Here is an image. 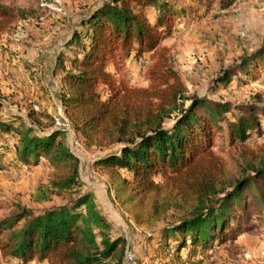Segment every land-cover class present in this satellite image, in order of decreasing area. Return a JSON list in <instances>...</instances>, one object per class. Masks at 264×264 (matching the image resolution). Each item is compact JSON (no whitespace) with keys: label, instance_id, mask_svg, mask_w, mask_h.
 <instances>
[{"label":"trees","instance_id":"obj_1","mask_svg":"<svg viewBox=\"0 0 264 264\" xmlns=\"http://www.w3.org/2000/svg\"><path fill=\"white\" fill-rule=\"evenodd\" d=\"M184 12L169 0L102 1L77 16L51 70L58 102L83 146L97 151L92 164L106 176L113 201L149 229L147 239L165 263L172 256L183 263L199 247L233 238L249 206L264 213V143L248 153L236 177L212 149L215 133L227 145L260 133L254 108L240 112L229 102L187 94L165 50L148 70L146 86H129L109 68L121 55L139 58L157 49ZM25 17L22 9L0 4V35ZM15 117L3 111L0 96V170L43 159L49 194L63 203L0 218V257L20 264H123L126 241L112 236L95 197L81 189L80 160L65 131L44 132Z\"/></svg>","mask_w":264,"mask_h":264},{"label":"rangeland","instance_id":"obj_2","mask_svg":"<svg viewBox=\"0 0 264 264\" xmlns=\"http://www.w3.org/2000/svg\"><path fill=\"white\" fill-rule=\"evenodd\" d=\"M102 1L105 0H53L51 7L57 10L48 13L38 7V0H0V4L22 9L26 14L14 23L9 33L0 35V96L6 114L15 115L44 132L53 127V116L66 117L59 102L57 104L49 96H40L42 88L52 91L56 83L50 61L29 77H22L17 70L14 78L10 68L31 57L49 56L52 60L63 47L77 16L87 14ZM169 1L185 12L172 21L171 32L166 33L157 49L145 51L139 58L121 55L116 65L111 63L109 68L115 72L117 80L129 86H146L148 70L158 52L165 50L167 64L177 72L187 94L229 102L240 112L248 113L254 108V114L262 123L260 133L250 135L243 144L233 145L217 138L218 133L214 135L212 149L221 156L230 176L236 177L248 153L257 152L264 143V0H224L222 6L216 4L217 0L210 1L209 5L198 0ZM40 16L42 19L38 20ZM226 74H233L230 81L219 84ZM43 113L50 117H42ZM2 136L9 140L5 134ZM64 139L81 160V189L95 197L97 209L105 217L112 236L126 237L125 245L135 248H132V261L126 260L124 252L123 264H194L195 261L201 264H264V213L255 206L248 207L242 227L233 238L204 249L199 247L194 256L183 257V263L174 261L173 256H168L170 263H165L162 251H156L155 245L147 239L151 233L149 229L135 225L137 231L128 222L130 217L113 201L106 176L92 164L97 151L86 149L72 127L64 132ZM39 161L36 165L0 170V218L21 208L36 212L63 203L49 194L50 171L43 159ZM0 264L20 263L0 257ZM28 264L42 263L32 260Z\"/></svg>","mask_w":264,"mask_h":264},{"label":"crops","instance_id":"obj_3","mask_svg":"<svg viewBox=\"0 0 264 264\" xmlns=\"http://www.w3.org/2000/svg\"><path fill=\"white\" fill-rule=\"evenodd\" d=\"M34 57V56H33ZM36 57H37V55H36ZM49 57V56H48ZM42 57V56H40L39 58L37 57V58H35V59H33L32 57L31 58H28L26 61H24V62H20V63H17V66H13L12 68H10V71H12L13 73L15 72L16 73V71L18 70L19 72H18V74L20 73V75L22 76V77H24V76H32V75H34V71H37V70H40L39 69V67H42L43 68V66L42 65H47L46 63H48L49 61L52 63V67H53V65H54V62H55V54L52 56V60H50V58L51 57ZM29 66V68L28 69H25V67L26 66ZM52 70V69H51ZM11 74L12 75V77H14V78H16V76H15V73L14 74ZM17 74V75H18ZM18 77V76H17ZM12 81H14V83H16V84H18V85H20L19 83H18V81H16V79H12ZM31 90H33V89H31ZM40 96L41 97H43V98H46L47 96H49L50 98H52V100H54V102H55V100H56V102H57V104H58V100H57V85H56V83L54 84V88H52V91L51 90H49V88L48 87H44V88H42V90H41V92H40ZM32 100H34V99H32ZM79 160H80V158H79ZM80 170H81V160H80ZM128 222L131 224V225H133L134 226V228L136 229V226H135V224L133 223V221L129 218L128 219ZM137 230V229H136ZM138 231V230H137ZM134 233V232H133ZM135 236V238H136V234H134ZM138 236V235H137ZM133 237V238H134ZM125 240H126V242H128V239L125 237ZM132 242L134 241V239L133 240H131ZM129 246V245H128ZM127 245H126V247H128ZM133 249H135L132 245H130ZM129 246V247H130ZM129 264H135V263H129Z\"/></svg>","mask_w":264,"mask_h":264},{"label":"built area","instance_id":"obj_4","mask_svg":"<svg viewBox=\"0 0 264 264\" xmlns=\"http://www.w3.org/2000/svg\"><path fill=\"white\" fill-rule=\"evenodd\" d=\"M52 1L53 0H38V7L41 9V10H43V11H46V12H51V11H53V10H57V8L56 9H54V8H52L51 7V4H52ZM39 19H42V17L40 16V17H38V20ZM19 23V22H18ZM17 23V24H18ZM16 24V25H17ZM19 26H20V23L17 25V28H19ZM140 63H143V62H141V60H140ZM53 126L55 127V128H58V129H62V130H64V131H67V130H70V128H71V124H70V122H69V120H68V118L67 117H65V116H63L62 114L61 115H55V116H53ZM76 151H73L72 150V153L75 155V156H77L76 155V153H75ZM78 157V156H77ZM79 158V157H78ZM125 258H126V260L127 261H132V260H134V254H133V250H132V247H126V249H125Z\"/></svg>","mask_w":264,"mask_h":264}]
</instances>
